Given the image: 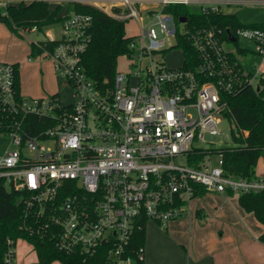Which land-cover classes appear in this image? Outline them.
Masks as SVG:
<instances>
[{"label": "built area", "instance_id": "1", "mask_svg": "<svg viewBox=\"0 0 264 264\" xmlns=\"http://www.w3.org/2000/svg\"><path fill=\"white\" fill-rule=\"evenodd\" d=\"M69 1L134 20L139 31L122 56L130 70L116 71L112 89L101 90L81 64L91 16L68 15L55 24L56 36L46 28L43 42L54 45L38 56L49 58L56 75L73 89L71 104H62L58 93L22 96L15 88L14 63L0 61V110L10 117L8 124L0 119V134L14 147L0 155V178L25 192L24 215L37 233L50 237L57 250L83 259L107 244V264H132L144 259L143 246L130 247L140 222L166 228L185 214L195 185L219 194L264 190V177L228 175L221 155L214 153L218 148L201 147L208 135L222 133L226 97L245 86L259 89L264 79L259 67L243 69L237 48L228 49L225 42L244 37L264 58V26H199L187 19L176 22L163 10L182 4L209 15L264 0ZM158 33L174 43L167 47ZM171 49L182 53L178 67L165 63ZM31 116L42 125L33 134L22 122ZM16 242L7 239L3 264H15Z\"/></svg>", "mask_w": 264, "mask_h": 264}, {"label": "trees", "instance_id": "2", "mask_svg": "<svg viewBox=\"0 0 264 264\" xmlns=\"http://www.w3.org/2000/svg\"><path fill=\"white\" fill-rule=\"evenodd\" d=\"M65 5L67 13L61 15V4L50 8L45 0H32L28 3L21 1L5 6L0 4V22L15 33L32 27H36V30L41 32L49 26L62 22L72 13L89 14L92 18L89 28L90 40L82 54L81 64L86 75L95 82L96 86L101 90L112 89L117 71L115 68L117 58L128 51L130 36L125 34V21L116 19L87 3L68 1ZM163 10L170 13L176 22L180 17H185L189 23L199 26L217 25L236 28L244 25L234 13L205 15L194 7L182 4L167 5ZM44 42L40 41L38 45L31 42L30 56L36 57L43 50L52 49L53 43L48 42L45 46ZM241 52L244 51L237 47V53ZM14 67L15 88L20 92L18 64L14 63ZM259 86V89L245 86L226 97L227 103L223 114L235 124V130H232L233 145L215 149L214 153L221 155L226 174L233 177L249 180L256 178V164L264 154V79H260ZM0 119L4 123H10V117L3 115L1 110ZM22 122L24 129L31 134L42 129L38 118L34 116L26 117ZM201 157L202 154L193 156L194 159ZM206 192L202 186L195 185L192 198L202 196ZM24 195L25 192L8 187L0 178V264L4 263L7 239L27 241L36 253L38 264H52L54 260H60L64 264H107V244L100 246L97 253L87 259H83L78 254H66L57 250L53 240L42 233H37L34 223L28 222V218H25ZM238 203L244 210L252 212L264 225V190L240 192ZM140 223L143 227L134 230L130 241V247L135 249L144 246L145 242V222ZM259 240L264 242V233L259 236ZM132 264H143V261L133 259Z\"/></svg>", "mask_w": 264, "mask_h": 264}, {"label": "crops", "instance_id": "3", "mask_svg": "<svg viewBox=\"0 0 264 264\" xmlns=\"http://www.w3.org/2000/svg\"><path fill=\"white\" fill-rule=\"evenodd\" d=\"M3 1L16 4L13 1ZM253 24L264 26L263 20L244 23ZM28 44L27 59L19 60L20 56L16 55V60L8 61L7 56L0 57V61L18 64L20 94L42 97L59 93L57 87H53L55 83L51 81L55 79L57 84L52 62L45 56L38 55L30 60L32 56L30 43ZM239 48L244 51L240 53L243 55L252 52L246 46ZM48 63L50 67L47 66ZM240 64L243 69L250 71L243 63ZM252 66L259 67L254 63ZM260 69L264 70L261 66ZM255 175L264 177L263 157L256 164ZM238 197V193L219 194L207 191L202 196L192 198L187 204L186 213L169 221L166 228L155 221H147L143 264H263L264 242L259 240V236L264 233V225L252 212L239 205ZM200 200L202 201L198 202ZM32 250L34 251L33 248ZM23 261L20 258L19 263L15 264H24Z\"/></svg>", "mask_w": 264, "mask_h": 264}, {"label": "rangeland", "instance_id": "4", "mask_svg": "<svg viewBox=\"0 0 264 264\" xmlns=\"http://www.w3.org/2000/svg\"><path fill=\"white\" fill-rule=\"evenodd\" d=\"M32 0H26L25 3H28ZM49 3V6L51 8H54L56 5L61 4V10L60 14H66V5L65 3L69 0H45ZM13 3H18V1H13ZM225 11L227 13H234L239 21L241 23H249V22H261L263 20L264 22V4H253V5H244V6H228L225 7ZM144 23H146V20H144ZM183 24H180L182 26ZM264 25V24H263ZM50 28L51 35L56 36L59 32L58 26L53 25ZM125 34L127 36H134L138 34L139 31V25L134 20H128L125 21L124 25ZM47 29H43V31L38 32L30 31V29H21L20 33L11 32L3 23L0 22V57L7 56V60H16L15 56H20L19 60H22L24 58L27 59V48L29 46L28 43H31L32 41H36L38 44L40 41H43L46 37L45 34ZM158 37L164 39V43L167 47L172 45L174 43V39L171 37H163L161 34L158 33ZM42 43V42H41ZM225 45L228 49L234 50L236 47L239 46H246L252 52H249L245 55L235 52V55L239 59L241 63L245 67H247L250 72H255L257 68H255L253 65L257 67L261 66V68H264V59L262 56L256 54L254 52V45L253 43L245 39L244 37H240L237 39L235 43L233 42H225ZM37 57H30V60H34ZM47 58V57H46ZM153 59H157L158 56L152 55ZM49 59V58H48ZM164 60L167 66L169 67H178L181 65L182 62V53L181 51L177 49H171L167 51L164 54ZM47 61V60H46ZM127 59L125 57H118L116 61V70L117 71H128L129 66L127 65ZM50 67V63L48 65ZM55 85L53 87H57L58 94L61 100V103L71 104L74 101L73 97V89L67 85L64 78L61 76H57V84L55 79L51 80ZM219 130L222 131L221 134L217 135H208L206 138V142L201 144V147H211V148H219L224 146H232V130H235V124L232 120L229 118L223 116L221 117V122L219 124ZM5 148H14L6 135L0 134V155L3 153ZM262 159V157L260 158ZM182 159H178L176 162H181ZM210 198V195L208 196ZM203 200V199H202ZM202 200L198 201L201 202ZM180 218V217H178ZM149 225L147 224L146 227ZM32 246L24 240H18L15 245V262L19 263L20 258H23L24 264H37V258L35 256L34 251L31 248ZM52 264H64L60 260H54Z\"/></svg>", "mask_w": 264, "mask_h": 264}, {"label": "water", "instance_id": "5", "mask_svg": "<svg viewBox=\"0 0 264 264\" xmlns=\"http://www.w3.org/2000/svg\"><path fill=\"white\" fill-rule=\"evenodd\" d=\"M185 20H186V18H185V17H180V18H179V21H180V22H183V21H185ZM231 40L233 41V40H234V38L232 37V38H231Z\"/></svg>", "mask_w": 264, "mask_h": 264}]
</instances>
